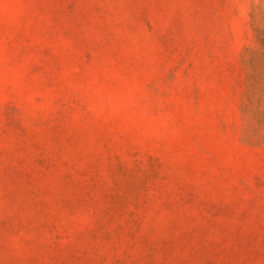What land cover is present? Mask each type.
<instances>
[{"label":"rangeland","instance_id":"1","mask_svg":"<svg viewBox=\"0 0 264 264\" xmlns=\"http://www.w3.org/2000/svg\"><path fill=\"white\" fill-rule=\"evenodd\" d=\"M0 264H264V0H0Z\"/></svg>","mask_w":264,"mask_h":264}]
</instances>
